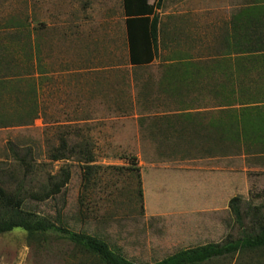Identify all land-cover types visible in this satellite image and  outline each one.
I'll use <instances>...</instances> for the list:
<instances>
[{
  "label": "rangeland",
  "instance_id": "374dc122",
  "mask_svg": "<svg viewBox=\"0 0 264 264\" xmlns=\"http://www.w3.org/2000/svg\"><path fill=\"white\" fill-rule=\"evenodd\" d=\"M238 7L239 0H164L161 35L164 41L182 29L180 48L133 67L123 0H0V118L12 123L0 127V186L23 183L39 193L69 170L61 194L29 199L27 209L103 240L135 264L252 234V217L240 228L229 204L240 197L243 212L264 206V142L240 134L246 125L233 116L227 141L194 139L189 109L180 108L216 101L219 74L202 60L221 52ZM185 70L195 72L192 81L199 76L198 87L187 84L202 87L196 94L181 92ZM63 143L76 152L53 161ZM86 144L95 157L90 182L78 153ZM25 154L26 177L16 160ZM219 182L223 205H206L200 188ZM0 264L104 263L57 232L16 229L0 236ZM206 264H264V250Z\"/></svg>",
  "mask_w": 264,
  "mask_h": 264
},
{
  "label": "trees",
  "instance_id": "16d2710c",
  "mask_svg": "<svg viewBox=\"0 0 264 264\" xmlns=\"http://www.w3.org/2000/svg\"><path fill=\"white\" fill-rule=\"evenodd\" d=\"M164 0H123L127 42L130 50V62L133 65H146L154 61L158 55L159 23L158 11L162 9ZM234 31V38L237 41V28ZM237 47V43H236ZM30 117V116H29ZM12 123L0 118V127H8ZM245 126L244 131L252 141L262 143L258 138L259 128ZM252 135V137H251ZM247 138V139H248ZM82 148V149H81ZM75 149H69L62 144L59 151L52 155L53 161L67 160L69 155L74 154ZM80 158L88 164L85 180L90 182L91 170L95 162L94 153L88 145H80ZM29 155L19 156L16 160L20 168L27 170L25 177L31 174ZM22 169V170H23ZM62 179L52 182L43 192L35 193L26 190L23 183L18 184L14 190H8L4 184L0 186V236L22 229L29 235L45 234L50 231L59 233L63 238L71 241L74 245L82 248L88 253L97 256L104 264H135L120 253L115 252L103 240L90 236L86 233L73 232L62 225H57L44 218H39L32 211L27 209V201H45L53 196L59 195L62 189L70 182L71 174L67 169L61 171ZM229 208L235 217L240 228H245V217H252V234H245L242 238L228 240L224 244H207L205 246L182 250L160 262L152 264H206L215 258L234 256L246 251L264 250V206L250 208V212L242 211V200L235 197L231 200Z\"/></svg>",
  "mask_w": 264,
  "mask_h": 264
},
{
  "label": "crops",
  "instance_id": "0c3cea01",
  "mask_svg": "<svg viewBox=\"0 0 264 264\" xmlns=\"http://www.w3.org/2000/svg\"><path fill=\"white\" fill-rule=\"evenodd\" d=\"M227 10L231 12L229 7ZM230 20L231 18H229ZM232 24L237 28V41L233 38L235 34L230 32ZM228 25L227 35L226 37L225 35L223 36L221 42V52L216 56L207 55L208 58L204 57L205 59L202 60L211 61V64L208 63L211 67L210 71L214 70L219 74V76L215 77L219 78V80L217 84H214L215 87L212 92L216 101L206 104V106H200V103H186L184 107L183 104L180 108L189 109L187 110V114H190L192 119L188 122H191V126H193L192 135L194 139L204 141L212 137L217 141H227L231 134V120L233 116L238 118L240 124L242 123L247 126V123H250L249 125L253 127H262L258 132V138L264 141V96H262L264 95V0H239L237 12ZM161 27L162 23L160 19L158 55L153 62L146 65L131 64L128 45L131 66L142 67L152 65L159 58L163 49L180 48L176 44L178 41L180 43L182 38H184L183 32L180 31L182 29L176 30L173 38L168 37L163 41ZM165 40H169L170 47L166 45ZM212 64L213 66H211ZM191 73L195 72L185 70V74L179 73L181 75L179 76V84L182 86L181 92L184 95L196 94V91L202 88L201 86L200 88H191L187 85L191 81L194 83L191 86L198 87L199 76L195 81H192L194 76ZM204 90L208 92L209 89L205 87ZM233 93L239 95L240 102L239 100L237 102L230 101ZM242 95H249V97L247 96L249 100L247 102L242 101ZM181 114L178 113V115ZM240 134L244 135L246 132ZM222 184L219 182L216 186L212 185L213 187L209 189L207 187L200 188L202 193L199 191L200 193L197 195L198 197L208 199L209 203L206 205L214 207L222 206L224 203L223 197L225 196L224 192L220 193L223 189ZM194 188L197 187L195 186ZM197 190L199 189L197 188ZM226 190L224 188L225 192Z\"/></svg>",
  "mask_w": 264,
  "mask_h": 264
}]
</instances>
